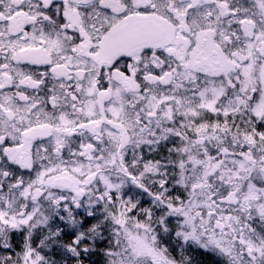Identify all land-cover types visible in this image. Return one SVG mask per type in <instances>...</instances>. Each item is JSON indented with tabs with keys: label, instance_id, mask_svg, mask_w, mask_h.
Segmentation results:
<instances>
[{
	"label": "snow or ice",
	"instance_id": "snow-or-ice-1",
	"mask_svg": "<svg viewBox=\"0 0 264 264\" xmlns=\"http://www.w3.org/2000/svg\"><path fill=\"white\" fill-rule=\"evenodd\" d=\"M0 264H264V0H0Z\"/></svg>",
	"mask_w": 264,
	"mask_h": 264
}]
</instances>
